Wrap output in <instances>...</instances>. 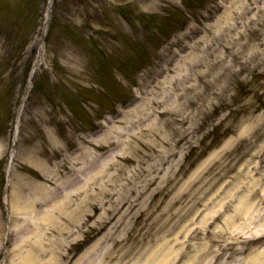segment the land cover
<instances>
[{
	"label": "rangeland",
	"instance_id": "obj_1",
	"mask_svg": "<svg viewBox=\"0 0 264 264\" xmlns=\"http://www.w3.org/2000/svg\"><path fill=\"white\" fill-rule=\"evenodd\" d=\"M252 1L54 0L44 33L48 0H0V264H264V12L238 15ZM163 87L162 115L119 138L121 111Z\"/></svg>",
	"mask_w": 264,
	"mask_h": 264
},
{
	"label": "bare ground",
	"instance_id": "obj_2",
	"mask_svg": "<svg viewBox=\"0 0 264 264\" xmlns=\"http://www.w3.org/2000/svg\"><path fill=\"white\" fill-rule=\"evenodd\" d=\"M263 5H261L260 4V0H253L250 4H248V7H247V11L245 12V11H243V12H240L238 15H240L239 16V18H242L243 19V17L244 16H246L247 14H248V10L249 11H253L254 10V8H256L257 9V13L259 12V11H262V12H264V1H263V3H262ZM143 7L146 9V10H149V9H152V10H155L156 9V7L154 6V4H152L151 2H149V4H143ZM254 7V8H253ZM250 13V12H249ZM256 15V14H255ZM225 19H226V17H225ZM253 20H255V18H253ZM252 21V20H251ZM250 21V22H251ZM244 25H246V23H244ZM216 26H218V24L216 25ZM234 26H237L236 24H234ZM223 27L221 26V25H219L218 27H217V29H218V31H221V29H222ZM234 28V27H233ZM232 28V29H233ZM236 28V27H235ZM230 29V28H229ZM225 30V29H224ZM223 30V31H224ZM130 32H132V31H130ZM216 36H218L219 37V33L218 32H216ZM241 34V33H240ZM240 34L236 37L237 38V43L238 42H240ZM215 36V37H216ZM234 43H235V41H234ZM193 50V49H192ZM74 65H76V63H74ZM162 94H163V96H162V98L161 99H159V100H154L153 102L150 100V101H147V102H144V104H142V105H137V106H134V109L133 110H131V112H129V113H127V114H125V116L124 117H122V121L120 122L121 124H123L122 125V127L120 128V129H117V124H114L113 125V131L114 132H116V134L118 135V137L120 138V137H123L124 135L126 136L127 134H132L133 132H134V129H135V127L136 126H139V125H142V124H144L145 123V121H147V120H149L151 117H152V115H154V114H157V117L158 116H160V115H162V112H158L157 111V108L155 107V105L157 104V105H163L164 104V101H165V95L167 94V92H166V88H162ZM155 101H157V103H155ZM148 107H151V110L152 111H148L147 110V108ZM127 116H131V117H127ZM118 121H116L115 123H117ZM31 158H32V160H36V157L31 153ZM83 157L85 158V160H86V162H87V165H88V167H95L96 166V163H97V160L99 159L98 158V155H94L92 152H90V151H84V155H83ZM107 167V165L106 164H104L103 165V168H106ZM74 166H72V168H71V170H74ZM56 194H54L53 196H55ZM50 199H52V198H48V197H45V199H43L42 201H41V204H47L49 201H50ZM73 199H72V197L71 196H69V199H67V201H60V202H57V203H54V204H52L55 208H60L61 207V205L62 204H64L63 206L64 207H62V208H60V210L59 211H61V210H63V208H65V207H69V206H72V201ZM247 203H245L243 206H245ZM246 208V207H245ZM247 209V208H246ZM75 210L76 209H72L71 211H70V215L73 217L74 216V214H76L75 213ZM68 215V214H67ZM230 218H228V220L226 221V222H228L229 221V219L231 220V221H234V216H229ZM52 219V218H51ZM53 221H54V219H52ZM39 249V248H38ZM92 251V250H91ZM91 251H89V252H86L85 253V255H83V257L84 256H88L89 254L88 253H90ZM262 254V253H261ZM260 254V255H261ZM106 258H107V256H105L104 257V259H103V263L105 262V260H106Z\"/></svg>",
	"mask_w": 264,
	"mask_h": 264
}]
</instances>
